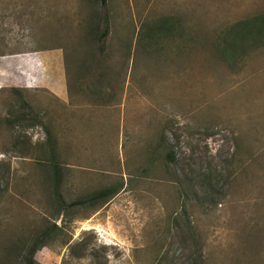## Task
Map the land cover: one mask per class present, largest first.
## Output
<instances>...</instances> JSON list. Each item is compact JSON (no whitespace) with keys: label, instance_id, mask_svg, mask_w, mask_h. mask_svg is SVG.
I'll return each instance as SVG.
<instances>
[{"label":"rangeland","instance_id":"obj_1","mask_svg":"<svg viewBox=\"0 0 264 264\" xmlns=\"http://www.w3.org/2000/svg\"><path fill=\"white\" fill-rule=\"evenodd\" d=\"M261 12L264 0H0V264L54 222L35 264H264V47L231 59L220 38ZM166 17L176 32L155 31ZM121 183L106 204L74 203Z\"/></svg>","mask_w":264,"mask_h":264},{"label":"trees","instance_id":"obj_2","mask_svg":"<svg viewBox=\"0 0 264 264\" xmlns=\"http://www.w3.org/2000/svg\"><path fill=\"white\" fill-rule=\"evenodd\" d=\"M96 1L97 0H92L94 5ZM102 2L104 3L106 2V0H102ZM92 21L90 24V33L93 35V38L94 36H98L100 39L104 38L108 33V17L106 15L102 17V22L105 26L100 33H98L97 28L100 20L93 19ZM177 25L178 24L176 19L166 17L162 18L159 21L158 25L156 27L154 26V29L155 31L161 34H167L168 32L172 31L176 32L178 29ZM220 38L222 42V51L225 55H227L226 57L229 56L231 59L237 56L238 54L248 53L255 47H264V12L255 14L249 18L235 22L228 29L222 32ZM15 90L18 91V89ZM34 119L36 118H33V120L30 121L31 125H35L37 123L34 121ZM39 123L42 124L41 121ZM44 127L48 129L45 125ZM48 140L49 141H47V144L49 146V154L47 155V165L50 169L49 178L51 181L54 182L55 210L58 213H62L69 206L66 204L65 200L63 199L62 193L59 191V187L63 178V171L61 165L62 163L60 162V159L57 156L56 149L51 141V137H48ZM168 157L171 161H174V157L172 156L171 151L169 152ZM153 160V158H150L149 162L152 164ZM122 185L123 183L119 184L118 186L113 185L107 188H102L90 194L85 200L79 199L74 203H95L97 201L102 200V202L106 204L121 190ZM58 228V224L54 222L49 229L44 230L39 236H37L34 240L33 246L28 249V253H26L22 259H18L19 264H22V262L23 264H35L33 256L36 253L37 249L40 248V245H42V243H45L48 237L51 236L52 232H55Z\"/></svg>","mask_w":264,"mask_h":264},{"label":"crops","instance_id":"obj_3","mask_svg":"<svg viewBox=\"0 0 264 264\" xmlns=\"http://www.w3.org/2000/svg\"><path fill=\"white\" fill-rule=\"evenodd\" d=\"M1 84V83H0Z\"/></svg>","mask_w":264,"mask_h":264}]
</instances>
